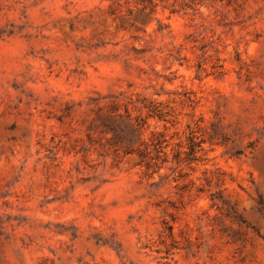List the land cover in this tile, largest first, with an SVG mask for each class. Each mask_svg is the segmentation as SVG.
I'll return each mask as SVG.
<instances>
[{
	"label": "clouds",
	"instance_id": "1",
	"mask_svg": "<svg viewBox=\"0 0 264 264\" xmlns=\"http://www.w3.org/2000/svg\"><path fill=\"white\" fill-rule=\"evenodd\" d=\"M109 3L45 0L39 8L41 16L49 14L46 23L55 8L53 22L71 40L83 7ZM166 4L139 34L135 53L122 51L123 44L109 50L88 42L66 63L45 56L47 66L40 59L44 53L35 48L41 30L32 17L17 18L8 6L0 13V29H6L0 31V123L22 119L31 124L41 109L71 119L114 105L121 113L126 108L134 123L139 117L142 125L140 142L119 156L80 152L68 161H41L42 172L13 167L14 160L11 172H0V205L12 195L5 186L20 180L16 190L23 194L15 206L29 218L23 228L15 221L4 224L0 264L235 262L231 245L223 252L213 247L216 241L210 240L203 217L217 215L215 205L222 198L247 200L250 171L252 179L261 178L236 158L241 149L232 151V118L218 120L214 109L198 103L189 91L193 84L171 65L182 60L189 42H202L206 33L220 36L218 47L238 45L244 60L251 59L250 48L264 51V0H193L187 8L175 4V12L173 0ZM260 129L264 123L251 121L243 143L257 140ZM16 160L25 164L27 157L18 154ZM57 225L64 230L57 231ZM245 255L247 264H264V238L250 243Z\"/></svg>",
	"mask_w": 264,
	"mask_h": 264
},
{
	"label": "rangeland",
	"instance_id": "2",
	"mask_svg": "<svg viewBox=\"0 0 264 264\" xmlns=\"http://www.w3.org/2000/svg\"><path fill=\"white\" fill-rule=\"evenodd\" d=\"M44 2L0 0V13L8 6L10 11L17 13V18L32 17L35 28L41 30L35 48L44 53L40 59L46 66L45 56L66 63L81 50L79 46L82 43L86 46L88 42L100 43L101 47L109 50L123 44L122 51L131 48L135 53L138 51L135 45L141 39L139 34L146 31L157 8L168 6L166 0H111L105 7L87 5L78 13L80 28L78 31L74 29L76 35L69 40L53 22L56 18L55 8L50 9L52 18L47 19V23L45 19L49 14L40 15L43 9L39 5ZM177 3L180 8H187L192 6L193 0H173L174 12L177 11ZM0 19H3L2 15ZM11 26L16 27L14 22H11ZM25 26L19 27L22 29ZM220 39L215 33H206L202 42H189L191 46L185 49L182 60L171 67L176 68V74L185 76L193 84L189 91L198 97V103L214 109L218 120L232 118L230 126L236 133L232 151L236 153L237 148L241 149L236 158L247 163L249 169L259 172V182L252 179L254 172H249L253 187L248 192L247 200L238 195L222 198L215 205L217 215L203 217L205 226L211 229L208 233L210 240L216 241L213 247H219L223 252L231 245L236 264H247L245 249L256 238H264V129L259 130L257 140L249 141L246 145L243 143L246 127L251 121L264 123V51L253 53L250 48L251 59L244 60L238 45L233 44L230 49L218 47L217 41ZM33 115L37 119L31 124L22 119L0 123V172H11L9 166L13 165L14 160L13 167L42 172L44 164L41 161H54L56 157L68 161L79 156L80 152L95 150L119 156L140 142V118L137 117L134 123L126 108L121 113L118 106H97L73 115L71 119L67 115L47 113L44 109ZM41 123L43 128L40 127ZM18 154L21 159L27 157L25 164L16 160ZM46 170L50 171L48 168ZM21 183L17 180L15 184L5 186L12 195L0 205V236L4 239H7L4 224L15 221L19 228L28 224L29 218L15 206V201L23 194L22 190H16ZM62 230L57 225V231ZM71 239H78L77 230H73ZM69 250L74 251L71 246ZM227 259L225 256V261ZM76 264H79L78 259Z\"/></svg>",
	"mask_w": 264,
	"mask_h": 264
}]
</instances>
